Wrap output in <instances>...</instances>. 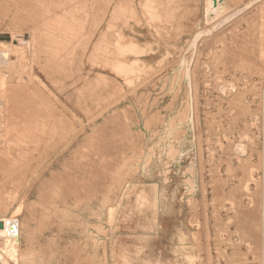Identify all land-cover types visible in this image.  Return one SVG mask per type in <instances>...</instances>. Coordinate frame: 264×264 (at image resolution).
Listing matches in <instances>:
<instances>
[{
  "label": "rangeland",
  "instance_id": "1",
  "mask_svg": "<svg viewBox=\"0 0 264 264\" xmlns=\"http://www.w3.org/2000/svg\"><path fill=\"white\" fill-rule=\"evenodd\" d=\"M213 1L0 0L1 264H264V0Z\"/></svg>",
  "mask_w": 264,
  "mask_h": 264
},
{
  "label": "bare ground",
  "instance_id": "2",
  "mask_svg": "<svg viewBox=\"0 0 264 264\" xmlns=\"http://www.w3.org/2000/svg\"><path fill=\"white\" fill-rule=\"evenodd\" d=\"M35 1H36V0H35ZM88 1H89V0H88ZM106 1H107V0H106ZM159 1H160V0H159ZM38 2H39V1H38ZM124 2H126V1H124ZM130 2H131V1H130ZM160 3H161V2H160ZM165 3H166V2H165ZM126 4H127V3H126ZM13 5H14V4H13ZM104 5H105V4H104ZM128 5H130V4H128ZM163 6H164V4H163ZM118 7H119V6H118ZM130 7H131V6H130ZM133 12H134V11H133ZM136 12H137V11H136ZM99 13H100V11H99ZM102 13H103V12H102ZM103 14H104V13H103ZM127 15H128V14H127ZM152 15H153V14H152ZM96 17H97V16H96ZM136 17H137V16H136ZM64 18H65V17H64ZM59 19H60V18H59ZM97 19H98V18H97ZM128 19H129V18H128ZM38 20H39V19H38ZM65 20H66V19H65ZM65 20H64V21H65ZM20 21H21V20H20ZM20 21H19V22H20ZM27 21H28V20H27ZM23 22H24V21H23ZM62 22H63V21H62ZM95 22H97V21H95ZM95 22H94V23H95ZM26 23H27V22H26ZM97 23H98V22H97ZM37 25L39 26L38 23H37ZM40 25H42V24H40ZM92 25H94V24H92ZM95 26H96V25H95ZM91 31H92V30H91ZM95 31H96V30H95ZM38 33H39V32H38ZM165 33H166V32H165ZM61 37H63V36H61ZM64 38H65V37H64ZM14 39H15V37H14ZM65 41H66V40H65ZM74 42H75V41H74ZM67 43H68V42H67ZM104 43H105V42H104ZM60 46H61V45H60ZM58 47H59V46H58ZM62 48H63V47H62ZM64 48H65V47H64ZM69 48H70V47H69ZM73 48H74V47H73ZM107 50H108V49H107ZM87 51H88V50H87ZM66 52H67V51H66ZM66 52H65V53H66ZM1 53L3 54V57H4V58H7V51L1 52ZM63 53H64V52H63ZM68 53H69V52H68ZM85 53H86V52H85ZM66 54H67V53H66ZM69 57H70V56H69ZM74 57L76 58V55H75ZM66 58H67V57H66ZM0 59H2V58H0ZM67 60H68V59H67ZM65 61H66V60H65ZM66 62H67V61H66ZM76 62H77V61H76ZM95 63H96V62H95ZM61 66H62V65H61ZM67 72H68V71H67ZM63 74H64V73H63ZM98 79H99V78H98ZM92 82H93V81H92ZM100 82H101V80H100ZM101 83H102V82H101ZM61 84H62V83H61ZM102 84H103V83H102ZM86 87H87V86H86ZM68 88H69V87H68ZM94 91H95V90H94ZM91 93H92V92H91ZM117 112H118V111H117ZM10 117H11V116H10ZM118 117H119V116H118ZM118 117H117V118H118ZM104 123H105V122H104ZM116 123H117V122H116ZM2 125H3V124H2ZM121 125H122V124H121ZM126 125H127V124H126ZM0 127H1V126H0ZM44 127H45V126H44ZM44 127H42V128H44ZM122 127H123V126H122ZM39 128H40V127H39ZM46 128H47V127H46ZM103 128H104V126H103ZM97 129H99V128H97ZM97 129H96V130H97ZM8 130H10V129H8ZM121 130H122V128H121ZM39 131H40V130H39ZM45 131H46V129H45ZM43 132H44V129H43ZM97 132H98V131H97ZM100 132H101V131H100ZM122 132H123V130H122ZM3 133H4V132H3ZM41 133H42V132H41ZM66 133H67V132H66ZM103 133H104V132H103ZM124 133H126V132H124ZM43 134H45V133H43ZM4 135H6V134H4ZM45 135H46V134H45ZM52 135H53V134H52ZM69 135H70V134H69ZM90 135H91V134H90ZM90 135H89V136H90ZM42 136H43V135H42ZM94 136H97V134L94 135ZM103 136H104V135H103ZM86 137H87V136H86ZM86 137H85V138H86ZM128 137H129V136H128ZM128 137H127V138H128ZM51 138H52V137H51ZM88 138H89V137H88ZM90 138H91V136H90ZM92 138H94V137H92ZM103 138H104V137H103ZM5 139H6V136H5ZM18 140H19V139H18ZM52 140H53V138L51 139V141H52ZM87 140H88V139H87ZM87 140H86V141H87ZM95 140H96V139H95ZM59 141H60V140H59ZM86 141H85V143H86ZM88 141H91V139L88 140ZM88 141H87V142H88ZM96 141H97V140H96ZM48 142H49V141H48ZM56 142H57V141H56ZM94 142H95V141H94ZM5 143H7V142L5 141ZM9 143H10V142H9ZM49 143H50V142H49ZM54 143H55V142H54ZM54 143H53V145L57 144V143H55V144H54ZM97 143H100V142L98 141ZM60 144H61V143H60ZM67 145H68V144H67ZM71 145H72V144H71ZM88 145H89V144H88ZM88 145H87V146L85 145V146L88 147ZM99 145H100V144H99ZM11 146H12V144H11ZM55 146H56V145H55ZM58 146H59V145H58ZM90 146H91V145H90ZM93 146H94V145H93ZM93 146H92V147H93ZM133 146H135V145H133ZM133 146H132V147H133ZM3 147H4V146H3ZM5 147H7V146H5ZM38 147H39V146H38ZM56 147H57V146H56ZM56 147H55V148H56ZM79 147H80V146H79ZM92 147H91V148H92ZM95 147H97V146H95ZM7 148H8V147H7ZM10 148H11V147H10ZM12 148H13V147H12ZM64 148H65V147H64ZM82 148H83V146H82ZM82 148L80 149V151L82 150ZM89 148H90V147H89ZM123 148H125V147H123ZM38 149H39V148H38ZM43 149H44V148H43ZM78 149H79V148H78ZM78 149H76V150H78ZM96 149H97V148H96ZM96 149H95V151H96ZM137 149H138V148H137ZM4 150H5V149H4ZM34 150H35V148H34ZM44 150H45V149H44ZM52 150H53V148H52ZM54 150H55V149H54ZM88 150H89V149H88ZM99 150H101V149H99ZM107 150H108V149H107ZM42 151H43V150H42ZM78 151H79V150H78ZM78 151H77V153H78ZM80 151H79V152H80ZM108 151H109V150H108ZM46 152H47V151H46ZM81 152H83V151H81ZM86 152H87V150L85 151V154H86ZM5 153H6V152H5ZM7 153H8V152H7ZM44 153H45V152H44ZM83 153H84V152H83ZM89 153L92 154L91 151H89ZM42 154H43V152H42ZM90 154H87V155H90ZM93 154H94V153H93ZM62 155H63V154H62ZM77 155H81V154L78 153ZM109 155H110V154H109ZM21 156H22V155H21ZM75 156H76V155H75ZM81 156H82V155H81ZM111 156H112V155H111ZM26 157H27V156H26ZM50 157H51V156H50ZM73 157H74V156H73ZM77 157H78V156H77ZM57 158H58V157H57ZM75 158H76V157H75ZM75 158L72 159V160H75ZM87 158H88V157H87ZM91 158H92V157H91ZM98 158H99V157H98ZM80 159H82V158H80ZM20 160H21V159H20ZM24 160H25V158H24ZM82 160H84V159H82ZM98 160H99V159H98ZM98 160H96V161L98 162ZM84 161H85V165H86V160H84ZM92 161H93V160H92ZM20 162H21V161H20ZM93 162H94V161H93ZM25 163H26V162H25ZM70 163H71V162H70ZM4 164H6V163H4ZM23 164H24V163H23ZM51 164H52V163H51ZM66 164L68 165L69 163H66ZM74 164H75V162H74ZM79 164H80V163H79ZM88 164H89V163H88ZM88 164H87V165H88ZM21 165H22V164H21ZM80 165H82V164H80ZM115 165H116V164H115ZM2 166H3V165H2ZM18 166H19V165H18ZM69 166H70V165H69ZM82 166L84 167V164H83ZM82 166H81V167H82ZM93 166H94V165H93ZM66 167H68V166H66ZM66 167H65V168H66ZM70 167H71V166H70ZM75 167H77V166H75ZM77 168H78V167H77ZM91 168H93V167H91ZM109 168H110V167H109ZM74 169H75V168H74ZM82 169H84V168H82ZM85 169H86V168H85ZM87 169H88V168H87ZM87 169H86V170H87ZM117 170H118V169H117ZM66 171H67V169H66ZM68 171H69V169H68ZM68 171H67V172H68ZM78 171H79V170H78ZM56 172H57V171H56ZM56 172H55V173H56ZM71 172H72V171H71ZM81 172H82V171H81ZM111 172H112V171H111ZM72 173H73V172H72ZM119 173H121V172H119ZM106 174H107V173H106ZM54 175H55V174H54ZM57 175H58V174H57ZM64 175H67V174H64ZM73 175H74V174H73ZM10 176H11V175H10ZM58 176H59V175H58ZM74 176H75V175H74ZM74 176H73V177H74ZM83 176H84V174H83ZM109 176H110V175H109ZM118 176H119V174H118ZM118 176H117V177H118ZM56 177H57V176H56ZM59 177H60V176H59ZM62 177H63V176H62ZM78 178H79V177H78ZM81 178H82V177H81ZM83 178H84V177H83ZM60 179H62V178L60 177ZM71 179H72V178H71ZM91 179H92V178H91ZM93 180H94V179H93ZM95 180H96V179H95ZM112 181H113V180H112ZM63 182H65V181H63ZM69 182H70V181H69ZM69 182H68V183H69ZM104 182H105V180H104ZM107 182H108V181H106V183H107ZM11 183H12V182H11ZM65 183H66V182H65ZM55 184H59V181H58V183H55ZM55 184H54V185H55ZM75 184H76V182H75ZM94 184H96L95 186H97V183H96L95 181H94L93 185H94ZM54 185H53V187H54ZM61 185H63V184L61 183ZM73 185H74V184H73ZM99 185H100V184H99ZM66 186H67V185H66ZM90 186H91V185H90ZM10 187H11V185H10ZM50 187H51V186H50ZM64 187H65V185H64ZM77 187H78V186H77ZM81 187H82V185H81ZM81 187H80L79 189H81V190L86 189V192H87V189H88V188H84V189H82L83 187H82V188H81ZM101 187H102V185H101ZM1 188H2V187H1ZM3 188H4V187H3ZM7 188H8V187H7ZM46 188H47V187H46ZM48 188H49V187H48ZM48 188H47V190H48ZM68 188H69V185H68ZM93 188H94V187H93ZM95 188H97V187H95ZM109 189H110V188H109ZM2 190H3V189H2ZM89 190H91V189H89ZM4 191H6V190H4ZM4 191H3V197H4ZM74 191H75V190H74ZM74 191H73V192H74ZM84 191H85V190H84ZM91 191H92V190H91ZM11 192H12V191H11ZM44 192H45V191H44ZM46 192H47V191H46ZM68 192H69V191H68ZM81 192H82V191H81ZM97 192H98V191H97ZM6 193H7V192H6ZM8 193H9V192H8ZM8 193H7V194H8ZM79 193H80V192H79ZM82 193H83V192H82ZM82 193H81V194H82ZM104 193H105V192H104ZM1 194H2V193H1ZM72 194H74V193H72ZM88 194H89V193H88ZM98 194H99V193H98ZM101 194H103V193H101ZM47 195H48V194H47ZM52 195H53V194H52ZM52 195H51V196H52ZM78 195H79V194H78ZM61 196H62V195H61ZM76 196H77V193H76ZM79 196H80V195H79ZM48 197H49V196H48ZM48 197H46V198L48 199ZM57 197H58V196H57ZM104 197H105V196H104ZM1 198H2V195H1ZM42 198H43V197H42ZM55 198H56V197H55ZM58 198H59V197H58ZM58 198H57V199H58ZM69 198H70V197H69ZM53 199H54V198H53ZM84 199H85V198H84ZM103 199H104V198H103ZM8 200H9V199H8ZM42 200H43V199H42ZM48 200H49V199H48ZM79 200H80V199H79ZM45 201H46V200H44V202H45ZM86 201H87V200H86ZM102 201H103V200H102ZM0 203H1V202H0ZM48 203H49V202H48ZM91 203H92V201H91ZM77 205H78V204H77ZM102 205H103V204H102ZM19 206H20V205H19ZM21 207H22V206H21ZM16 209L19 210L18 208H16ZM16 209H15V210H16ZM20 210H21V208H20ZM20 210H19V211H20ZM16 212H17V211H16ZM16 212H14V213H16ZM16 215H17V214H16ZM11 217H14V216H11ZM11 217H10V219H9V218H3V219H2V220L4 221V224H5V227H4L5 234H4V236H0V238H3V239L8 240V241H10V242H12V239H13L14 237H18V236H19V226H17V228H18V229H17V234H15L14 231H12V229H11V227L13 226V223H12L11 221H13L12 219H14V218L11 219ZM252 217H254V216H252ZM256 217H257V216H256ZM251 219H253V218H251ZM254 219H255V218H254ZM16 221H17V220H16ZM252 221H253V220H252ZM255 221H257V220H255ZM255 221H254V222H255ZM2 230H3V229H2ZM32 239H33V238H32ZM93 242H94V240H93ZM81 243H82V242H80L79 244L81 245ZM95 243H96V241H95ZM6 244H7V243H6ZM76 245H77V244H76ZM76 245H74V246H76ZM86 245H87V244H86ZM77 246L79 247V245H77ZM83 247H85V246H83ZM93 247H94V246H93ZM85 248H86V247H85ZM82 250H83V249H82ZM87 262H88V261H87ZM0 264H1V263H0Z\"/></svg>",
  "mask_w": 264,
  "mask_h": 264
},
{
  "label": "crops",
  "instance_id": "3",
  "mask_svg": "<svg viewBox=\"0 0 264 264\" xmlns=\"http://www.w3.org/2000/svg\"><path fill=\"white\" fill-rule=\"evenodd\" d=\"M197 189L194 190L192 189V191L194 190V192H197V194H195L194 196H192V198H195L197 200V203H198V210H197V215L198 217H201V219H204V206L205 204L203 203V199L201 198V186H197L196 187ZM182 217L184 218H187L188 220H190L191 218V211L189 210V207L186 209L185 207L183 208L182 210ZM204 240V235H201ZM192 253V252H191ZM189 251H188V254L190 255L191 254ZM193 255L197 256L198 258V264H206V257L208 256L207 254V251L205 248H195V250L193 251L192 253ZM213 256L215 257L214 253L212 252ZM216 264V263H215Z\"/></svg>",
  "mask_w": 264,
  "mask_h": 264
},
{
  "label": "water",
  "instance_id": "4",
  "mask_svg": "<svg viewBox=\"0 0 264 264\" xmlns=\"http://www.w3.org/2000/svg\"><path fill=\"white\" fill-rule=\"evenodd\" d=\"M216 4H217V0H214L213 1V5L216 6ZM0 41L8 43V42L11 41V36L8 35V34H0ZM28 41H29V35L26 34L23 37L22 41L21 40H16V41H14V43L15 44H20V43L23 42L22 44H24L25 42H28ZM11 222L13 223V226L11 227V229H12V231H14L15 234H17V229H18L17 226H19L18 221L13 220ZM4 227H5L4 221L0 220V230L4 229Z\"/></svg>",
  "mask_w": 264,
  "mask_h": 264
},
{
  "label": "built area",
  "instance_id": "5",
  "mask_svg": "<svg viewBox=\"0 0 264 264\" xmlns=\"http://www.w3.org/2000/svg\"><path fill=\"white\" fill-rule=\"evenodd\" d=\"M262 225H263V227H262V233H263V237H264V213H263V221H262Z\"/></svg>",
  "mask_w": 264,
  "mask_h": 264
}]
</instances>
